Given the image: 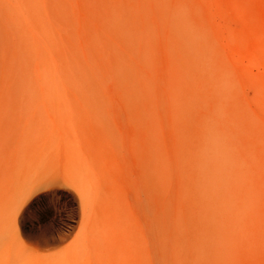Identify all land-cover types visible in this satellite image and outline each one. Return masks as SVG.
Masks as SVG:
<instances>
[{"label": "bare ground", "instance_id": "1", "mask_svg": "<svg viewBox=\"0 0 264 264\" xmlns=\"http://www.w3.org/2000/svg\"><path fill=\"white\" fill-rule=\"evenodd\" d=\"M222 18L208 0H0V264H40L16 225L29 173L60 150L88 209L122 114L146 149L147 264H264V35ZM105 193L125 231L128 200ZM92 233L63 264L103 260L118 236Z\"/></svg>", "mask_w": 264, "mask_h": 264}, {"label": "rangeland", "instance_id": "2", "mask_svg": "<svg viewBox=\"0 0 264 264\" xmlns=\"http://www.w3.org/2000/svg\"><path fill=\"white\" fill-rule=\"evenodd\" d=\"M208 1L221 13L223 18L220 22L227 23L223 25L228 27L234 40L235 37H240L243 41L250 42L247 18L252 28L264 35V0ZM216 27L221 28L218 24ZM244 47L241 44L237 53L244 54ZM243 61L246 66L247 58H243ZM117 118L121 139L116 145L111 144L108 162L111 173L104 186L105 190H113L111 207L121 208L124 198L128 200L130 227L127 225L125 231L111 230L109 222L112 215L104 211L108 202L103 189L98 190V194L94 191L93 194L86 195L89 207L85 210L77 191L65 182L72 177L65 154L62 155L60 150H53L49 161L41 162L34 172L29 173L25 187L34 186V190L16 212L19 236L27 246L42 253L35 257V262L63 264V261L71 258L75 246L82 243L83 233H88L90 229L93 236L91 235L90 241L85 242L88 245L98 243L97 234L101 238L111 233L118 237L107 246L104 244L107 250L102 251L103 260L86 248L84 264H147L148 258L140 247L141 233L146 236L149 234L152 212L151 196L143 183L147 175L146 149L140 138H135L134 131L123 114ZM96 227L100 234L94 232ZM99 245L103 243L100 242ZM2 246L0 244V248Z\"/></svg>", "mask_w": 264, "mask_h": 264}]
</instances>
